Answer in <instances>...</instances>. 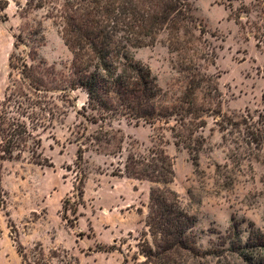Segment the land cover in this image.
Returning <instances> with one entry per match:
<instances>
[{
	"label": "rangeland",
	"instance_id": "1",
	"mask_svg": "<svg viewBox=\"0 0 264 264\" xmlns=\"http://www.w3.org/2000/svg\"><path fill=\"white\" fill-rule=\"evenodd\" d=\"M8 1L0 13V101L16 91L23 101L40 99L49 113L45 127L30 129L26 148L12 159L0 157V264H146L141 245L146 240L153 247L150 193L165 185L129 177L126 167L132 157L152 163L162 152L173 165L168 187L196 222L195 254L183 264H249L241 255L248 238L264 240V147L249 149L244 127L235 124L264 121V0H191L198 25L181 42L170 49L163 32L155 45L130 49L166 92L160 102L166 107L183 98L190 81L186 67L197 69L196 80L217 81L219 101L206 94V81L196 91V107L218 103L221 111L204 113L197 169L162 122L87 121L98 115L87 109L82 89L70 88L73 54L62 37L69 2L84 0H33L42 9L27 8L29 0ZM24 65L43 82L42 92L30 86ZM84 128L87 136L108 132L111 143L81 144ZM82 184L80 199L75 186Z\"/></svg>",
	"mask_w": 264,
	"mask_h": 264
},
{
	"label": "trees",
	"instance_id": "2",
	"mask_svg": "<svg viewBox=\"0 0 264 264\" xmlns=\"http://www.w3.org/2000/svg\"><path fill=\"white\" fill-rule=\"evenodd\" d=\"M84 3L69 2L70 11L64 14L65 23L62 37L65 45L73 54L71 90L82 89L88 96L87 109L98 116L86 118L88 122L99 125L124 118L129 122H141L155 126L163 123L170 131L174 145L189 152L193 164L199 167V153L203 149L204 139L197 133L206 127L203 119L207 111L220 115L218 103L208 109L195 106L196 91L203 90V81L208 83L205 90L211 100H220L221 93L217 81L211 76L196 80V68L186 67L190 79L179 104L166 107L163 101L167 94L158 85L156 77L148 66L135 61L130 49L153 46L161 33L169 35V48L187 37L192 28L198 25L192 13L191 0H84ZM8 0H0V13H5ZM44 8V4L34 5L29 0L27 8ZM7 15H3V20ZM192 27V28H191ZM183 41H185L183 39ZM187 42V41H186ZM14 56L11 57V60ZM11 67H18L12 63ZM23 75L37 92H42L43 82L37 78L32 68L24 65ZM26 69L28 72H26ZM179 72L184 73L183 70ZM186 72V71H185ZM30 90V89H29ZM26 97L22 100L19 92L13 91L0 101V137L2 144L0 156L12 159L14 153H20L33 138L30 129L45 127V113H49L41 100L33 101ZM184 104L187 106L185 107ZM175 124L170 126L171 121ZM244 127L246 145L250 149L262 150L264 147V121L259 118L236 123ZM103 126H101L102 128ZM86 128L78 132L85 139L84 145L101 147L110 144V134L102 130L95 135L86 134ZM87 141V142H86ZM252 149V150H253ZM251 150V151H252ZM84 148L80 146L77 168L83 164ZM160 157L145 163L130 158L126 172L129 177L145 179L155 184L165 185L153 188L150 193V212L147 221L153 238V247L148 241L141 245L146 264H183L185 258L195 254L193 230L195 219L181 208L179 196L168 186L173 182L172 163L164 152ZM142 167L137 170L136 166ZM82 175V183L84 174ZM78 190L79 198L84 195L83 184ZM77 212V207L72 208ZM244 261L249 264H264V255L257 251L264 249V240L251 235L242 248ZM240 251V249H239ZM24 260V251L20 250Z\"/></svg>",
	"mask_w": 264,
	"mask_h": 264
}]
</instances>
